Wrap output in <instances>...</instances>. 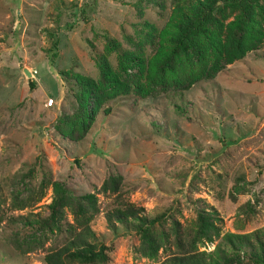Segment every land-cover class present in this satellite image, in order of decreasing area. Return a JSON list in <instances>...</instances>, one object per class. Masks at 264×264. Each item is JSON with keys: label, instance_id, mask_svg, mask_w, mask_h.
Wrapping results in <instances>:
<instances>
[{"label": "rangeland", "instance_id": "1", "mask_svg": "<svg viewBox=\"0 0 264 264\" xmlns=\"http://www.w3.org/2000/svg\"><path fill=\"white\" fill-rule=\"evenodd\" d=\"M137 1L0 0V264H45L65 245L73 218L61 204L56 220L54 199L96 205L90 264L160 263L175 222L218 234L207 252L264 226V0L249 27L237 7L215 12L211 42L199 36L187 52L170 34L195 0ZM74 73L94 85L85 125ZM118 198L160 219L109 228Z\"/></svg>", "mask_w": 264, "mask_h": 264}, {"label": "trees", "instance_id": "2", "mask_svg": "<svg viewBox=\"0 0 264 264\" xmlns=\"http://www.w3.org/2000/svg\"><path fill=\"white\" fill-rule=\"evenodd\" d=\"M256 0H195V5L191 8V14L183 13L179 18V21L174 26L175 31L170 34V42L175 49L182 52L192 46L193 39L199 36L205 37L211 42L210 35L207 34V27L214 20L215 12H219L223 7H237L241 12L242 22L244 26L249 27L252 23L253 3ZM138 3L144 5H152L161 10H164L165 4L162 0H138ZM220 2L221 7H217V3ZM84 11V10H83ZM144 28L153 30L156 34V30L152 25L143 23ZM67 28H71L68 25ZM147 40L150 44L153 43V35L147 34ZM156 36V35H155ZM52 54L50 61L55 57V51L58 45V38L56 33H52ZM111 44L108 41V44ZM114 48L119 55L120 61H123L124 52L121 47ZM101 80L105 82L103 77L104 67L103 63H98ZM67 75V74H66ZM68 76V75H67ZM74 83L76 85V92L74 98L76 101L75 117L76 120L85 125L88 116V101L90 98L91 90L94 88L92 82L79 74H72ZM65 78V76H64ZM29 89L34 88V82L29 81ZM62 121V118H59ZM69 121V118L66 119ZM40 194V191H38ZM44 194L39 195L36 199L28 197L24 202L17 205V209H24L31 204L40 201ZM61 204L67 205L71 215L72 223H67L66 233L68 235L65 245L57 250L48 252L44 261L45 264H90L98 260L97 255L91 251L90 241L95 237L93 230L91 229V222L94 216L97 214L96 205L92 202H78L72 203L59 201L54 199L52 201L51 208L55 210L54 217L56 220L60 215L61 209H58ZM160 217H149L144 213L142 207L118 198L116 206L105 213V220L107 226L113 229L117 224L127 226L130 221L136 220L145 225L146 229L154 225ZM204 222H199V219L194 220L188 226H181L178 222L174 224V239L173 247L174 252L168 256L165 260L155 264H234L233 259L240 256L241 253L245 256V264H264V226L262 228L253 230L248 233L231 234L227 233L223 235L221 241L215 245V248L211 252L200 250L199 246H204L206 243H212L214 241L213 236L218 237V234H212L207 232L203 227ZM61 227V225H60ZM102 259L104 256L101 255Z\"/></svg>", "mask_w": 264, "mask_h": 264}, {"label": "built area", "instance_id": "3", "mask_svg": "<svg viewBox=\"0 0 264 264\" xmlns=\"http://www.w3.org/2000/svg\"><path fill=\"white\" fill-rule=\"evenodd\" d=\"M33 74H35V73H33ZM31 76H32V75H31ZM53 103H54V100H53L52 98H50V99L47 100V102H46V106H47V107H51V106L53 105Z\"/></svg>", "mask_w": 264, "mask_h": 264}, {"label": "water", "instance_id": "4", "mask_svg": "<svg viewBox=\"0 0 264 264\" xmlns=\"http://www.w3.org/2000/svg\"><path fill=\"white\" fill-rule=\"evenodd\" d=\"M23 72L27 77H31V73L27 69H23Z\"/></svg>", "mask_w": 264, "mask_h": 264}]
</instances>
